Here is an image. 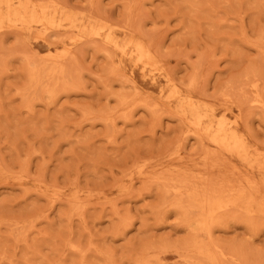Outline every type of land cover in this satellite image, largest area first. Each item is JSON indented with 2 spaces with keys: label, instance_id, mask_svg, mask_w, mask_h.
Segmentation results:
<instances>
[{
  "label": "rangeland",
  "instance_id": "rangeland-1",
  "mask_svg": "<svg viewBox=\"0 0 264 264\" xmlns=\"http://www.w3.org/2000/svg\"><path fill=\"white\" fill-rule=\"evenodd\" d=\"M0 264H264V0H0Z\"/></svg>",
  "mask_w": 264,
  "mask_h": 264
}]
</instances>
